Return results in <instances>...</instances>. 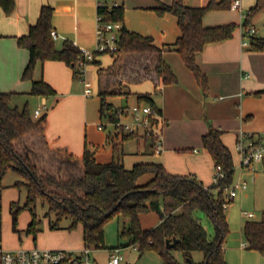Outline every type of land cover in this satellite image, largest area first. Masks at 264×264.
<instances>
[{"label": "trees", "instance_id": "obj_1", "mask_svg": "<svg viewBox=\"0 0 264 264\" xmlns=\"http://www.w3.org/2000/svg\"><path fill=\"white\" fill-rule=\"evenodd\" d=\"M230 0L216 3L209 1L204 7L185 6L183 0H172L161 4L153 11L158 16L170 14L177 20L180 36L171 46L158 48L149 36L127 31L122 27L119 33V47L110 55L111 63L97 69L96 94L99 99L101 119L113 120L115 111L107 103L110 97L127 95L128 89L150 81L160 92L162 86L174 85L176 77L163 61L167 50L174 51L184 66L193 74L203 94L208 91V80L196 65L195 56L205 45L223 42L232 38L237 25L204 27L203 16L209 11L229 9ZM0 7L10 15L13 0H0ZM264 12V0H256L247 11L241 28L250 27V21L257 13ZM53 8L43 6L36 23L29 27L27 35L17 39V45L27 50L28 62L21 80L31 83L29 95L33 97H54L55 91L43 80L34 81L33 75L38 62H60L72 72L73 81L81 79L77 69L80 50L65 40L60 49L55 47L50 36ZM96 15L103 23L120 22L123 26L124 6L117 4L110 9L97 4ZM249 50L264 52V39L250 36ZM95 55L92 65L100 66ZM262 93H254L261 96ZM13 93L0 92V179L12 172L20 180L12 187L25 191V203L19 207L11 205L14 224L22 209H27L32 221L27 232L36 234L38 221L34 212L37 201L47 207L46 217L52 216L51 229L60 228L63 221L69 222L68 231L82 228L84 247L91 250L106 249L104 227L113 218L124 221L120 237L127 240L125 247L133 246L140 256L145 252L155 253L162 264H181L172 252H178L185 264H227L223 257V244L229 234L226 220L225 190L229 188L234 173L230 151L223 145L221 133L212 128L202 136V147L219 166L222 178L216 185L204 187L196 179L171 175L160 164H134L124 168L121 160L107 164L97 163L93 153L85 147L82 156L77 157L64 148L52 147L46 138V116L34 119L27 105L21 109L10 104ZM137 104L155 108L148 94H137ZM158 110V109H157ZM159 111V110H158ZM160 112V111H159ZM133 137L123 136L113 146L115 150L123 141ZM116 140V138H115ZM117 141V140H116ZM150 175L151 179L142 185L138 181ZM155 212L160 222L151 230H143L140 216ZM205 215L213 226L214 235L209 239L199 218ZM242 235L247 249L264 257V212L260 221H246ZM179 240L175 248L168 249L165 241ZM203 255L200 263L191 259V254Z\"/></svg>", "mask_w": 264, "mask_h": 264}, {"label": "crops", "instance_id": "obj_2", "mask_svg": "<svg viewBox=\"0 0 264 264\" xmlns=\"http://www.w3.org/2000/svg\"><path fill=\"white\" fill-rule=\"evenodd\" d=\"M13 1L14 7L10 15H6L0 7V92L13 93L10 104L20 109L17 99L19 96L31 97L29 95L31 83L21 80L22 72L28 62V52L18 47L17 39L27 35L29 27L38 20L41 7L50 6L53 8L52 31L57 35V38L53 40L55 47L60 49L62 43L68 40L76 47L85 49L88 43L84 37L83 32L86 30L84 27L93 20L94 16L97 19L96 9L99 0H94L95 7L92 0ZM209 1L211 0H184L183 3L185 6L198 8L204 7ZM214 1L218 3L221 0ZM254 1L256 2L252 0L248 4V0H241L242 7L246 5L248 8L246 13L254 6ZM171 2L172 0H148V6L139 9H150L154 12L153 9L161 4L169 5ZM214 11H209L203 16L202 25L204 27L228 24H235L237 28L239 27L235 22L222 18L220 11ZM126 13L127 10L124 8L125 18ZM213 13H218L220 16H212ZM148 16L150 26L142 30L130 28L126 19L123 21V27L127 31L151 37L158 48L165 49L174 44L180 36L176 18L170 14L158 16L155 12L154 14L149 13ZM252 28L255 31L252 37L264 39V37H257L256 29L253 26ZM235 31L231 39L207 44L195 56L196 65L208 80L206 94L202 93L193 74L172 50L164 52L163 61L176 77L177 83L162 86L158 92L150 81H146L151 84V91L139 94L149 95L165 121L164 152L161 155H154L150 141L142 138L123 141L115 150L113 146L120 140H115L110 129L104 132L97 129V125L103 121L99 115V108L94 114L91 107H88L90 96H85L82 80L73 81L71 70L60 62H38L35 66L33 80L36 82L43 80L56 93L54 97H38L40 104L34 110L40 109L41 117L46 116L45 135L48 143L52 147L67 149L77 157L82 156L87 147L93 153L97 163L107 164L119 159L127 170L139 163L160 164L171 175L192 177L204 187H210L215 166L201 142L202 136L207 134L210 128L221 133L220 139L228 150L230 149V138L236 143L240 132L264 134V111H262L264 110V94L259 97L253 95L260 93V90L264 91V52L250 51L249 43L243 46L245 33L242 30L241 35L237 36ZM57 41H61L59 46L56 45ZM96 60L100 62V57ZM101 65V62L100 66L90 65L89 80L88 73L85 74L91 95L96 93L97 87L92 76L94 75L96 79L98 67L103 68ZM133 87L135 86L131 88ZM131 88L128 89L127 95L133 93ZM127 95L116 99H122L125 96L126 101ZM109 99L111 98L107 99V103L114 108L125 105L111 104L108 102ZM134 102H136V97ZM257 164H264V162ZM150 179V175L144 176L138 184H145ZM16 190L12 184H0V250L37 248L76 253L82 251L84 244L81 226H77L74 231H68L66 227L69 222L66 221L67 223L61 224L60 228L51 229L52 220L49 217L44 215L47 219L42 220L36 216L37 232L32 234L27 232L32 221L31 213H24L22 210L14 224L11 205L15 203L18 205L16 200H19V196ZM148 216L153 219V223L146 226L145 218ZM159 222V216L155 212L140 216L143 230H151ZM224 246L225 242L223 257L229 264L228 252ZM244 249L250 251L245 247Z\"/></svg>", "mask_w": 264, "mask_h": 264}, {"label": "rangeland", "instance_id": "obj_3", "mask_svg": "<svg viewBox=\"0 0 264 264\" xmlns=\"http://www.w3.org/2000/svg\"><path fill=\"white\" fill-rule=\"evenodd\" d=\"M98 1V0H96ZM184 1V0H183ZM246 1V0H242ZM100 2L104 3L107 6H112L114 3L121 4L123 2L124 8L127 10L126 18L124 14V19L130 24V28L133 30L139 29L142 30L147 26H150V19L148 14L153 13L150 9H139L140 7L148 6V0H100ZM252 2V0H248V4ZM94 3V7L96 2L92 0ZM243 3V2H242ZM255 3V1H254ZM253 3V5H254ZM242 13H246L245 11L248 9L246 5H243ZM215 12V11H214ZM222 13V18L235 22L239 25L236 29V35H241L242 33V17L238 12H230L229 10L220 11ZM213 15H219L218 13H213ZM220 16V15H219ZM96 18L93 17L92 21H89L84 28L86 30L83 32L84 37L87 40L88 45L85 47V50L89 52L95 51V42H96ZM252 26L256 29L257 37H264V12L257 13L254 17H252L250 21V27ZM248 27L246 30L243 29V33L249 30ZM244 41L249 43L250 36L245 32ZM61 41H57L56 45L59 46ZM101 66H107L111 62L110 54H103L100 56ZM91 65V64H90ZM87 67L86 73L87 78L89 80V68ZM91 73V72H90ZM95 73V72H94ZM92 78L95 80V85L97 86V77L93 75ZM26 82V81H25ZM82 87V86H80ZM151 84L146 82L142 83V85L135 86L131 88V95H127V100L125 101L124 97L122 99H116L117 97H110L109 103L118 105L125 104L126 106L133 105L134 99L139 93L150 92ZM82 89V88H81ZM97 94L93 93L88 98V107L92 109V113H96L99 108V100L97 99ZM18 106L21 109L22 106L27 103V107L29 112H33L37 106L40 104V99L38 97H18ZM124 105V106H125ZM264 111V110H262ZM102 123L104 120L102 119ZM230 137V135H229ZM232 154V159L234 163V173L232 176V182L229 186V190L235 188L236 196L231 200L226 209V216L229 225V234L225 241V249L228 252V262L229 264H264V257H262L259 253L255 251H246L242 248V245H245V241L242 235V227L246 221H260L262 219V212H264V164H252L249 168L241 167L239 163V158L235 150L234 140L230 138V149ZM215 171L213 173L214 177ZM20 180V178L12 172H7L0 181V184H14L16 181ZM213 183V178H212ZM245 185V188H243ZM229 192V191H228ZM227 192V193H228ZM16 193L19 196V200H16L19 207H23L25 203V191L24 190H16ZM226 194V193H225ZM24 213H30L27 209H22ZM35 215L42 219L45 218V214L47 212V207L41 201H37L34 209ZM244 214L252 215V218L247 219ZM199 218L202 226L204 227L207 236L209 239L213 238L214 231L213 226L209 219L201 214L196 213L195 215ZM52 221V216L49 217ZM47 219V218H45ZM146 226H149L153 223V219L149 216L145 218ZM67 223L63 221L61 224ZM61 224L59 227H61ZM141 225V224H140ZM124 227V221L119 218H113L110 220L104 227V245L106 249L92 250L91 258L96 260V264H107V260L109 258V251L115 248L120 249V256L122 257L121 264H162L159 257L153 252H145L139 257V253L137 249H134L133 246L125 247L127 244V240L125 238L120 237V232ZM13 231V230H12ZM74 231V230H72ZM14 233V231H13ZM26 248L27 246H22ZM32 248V247H28ZM27 249V248H26ZM172 255L181 263L185 264L183 259L181 258L178 252H172ZM191 259L195 263H200L203 260V255L199 252H195L191 254Z\"/></svg>", "mask_w": 264, "mask_h": 264}, {"label": "built area", "instance_id": "obj_4", "mask_svg": "<svg viewBox=\"0 0 264 264\" xmlns=\"http://www.w3.org/2000/svg\"><path fill=\"white\" fill-rule=\"evenodd\" d=\"M110 9L117 5L107 6L104 3L98 2ZM241 0H230L229 10L241 14L242 19H245V14L242 13ZM96 42L95 51L89 52L85 49H80V61L77 64V69L81 74V80L84 85L85 96H90V85L85 80L87 67L93 62L95 55L116 53L119 47V33L122 29L120 22L103 23L102 18L97 16ZM249 36H253L254 29L249 28L245 31ZM244 32V33H245ZM52 40L57 38L54 31L50 32ZM243 46L248 45L247 42L242 43ZM75 46V45H74ZM41 117L40 109L33 113L34 119ZM104 123H99L97 129L101 132L110 129L111 135L120 140L123 136H131L133 138H142L150 141L154 155H161L164 152V135L163 128L165 121L161 113L146 104L134 103L131 106H121L115 111L113 120L104 119ZM235 150L239 158L241 167L249 168L252 164L264 162V134H245L240 132L235 143ZM215 174L213 177V185H216L222 178L221 169L219 166L214 168ZM245 188V185H243ZM229 191V192H228ZM228 192V193H227ZM225 201L228 202L236 196L235 188L225 190ZM224 207H227L225 205ZM247 218H252L250 214H244ZM246 248L247 245H242ZM134 248V247H133ZM135 249V248H134ZM92 250L84 247L80 252H69L62 250H42V249H17V250H0V264H96V261L91 258ZM122 257L120 249L115 248L109 251L107 264H121Z\"/></svg>", "mask_w": 264, "mask_h": 264}, {"label": "water", "instance_id": "obj_5", "mask_svg": "<svg viewBox=\"0 0 264 264\" xmlns=\"http://www.w3.org/2000/svg\"><path fill=\"white\" fill-rule=\"evenodd\" d=\"M261 92H264V91L260 90V93H261ZM177 243H179V240H176V239H174V240H172V241H169V240H166V241H165V245H166V247H167L168 249H173V248H175V246H176Z\"/></svg>", "mask_w": 264, "mask_h": 264}]
</instances>
